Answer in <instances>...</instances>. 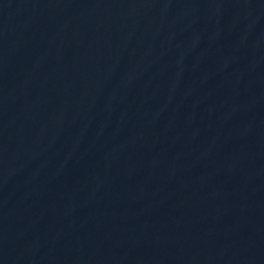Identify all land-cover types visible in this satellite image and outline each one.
<instances>
[{"label": "water", "instance_id": "obj_1", "mask_svg": "<svg viewBox=\"0 0 264 264\" xmlns=\"http://www.w3.org/2000/svg\"><path fill=\"white\" fill-rule=\"evenodd\" d=\"M0 264H264V0H0Z\"/></svg>", "mask_w": 264, "mask_h": 264}]
</instances>
